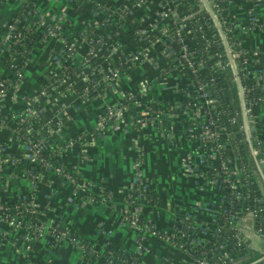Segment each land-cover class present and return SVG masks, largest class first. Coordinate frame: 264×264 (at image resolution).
Returning <instances> with one entry per match:
<instances>
[{
  "label": "crops",
  "instance_id": "crops-1",
  "mask_svg": "<svg viewBox=\"0 0 264 264\" xmlns=\"http://www.w3.org/2000/svg\"><path fill=\"white\" fill-rule=\"evenodd\" d=\"M26 1L33 2L36 15L40 18L44 15L45 22L57 19L67 22V34L81 31L85 24L100 22L105 8L127 11L122 23L126 29L140 19H155L157 7V0H0V30L17 15ZM229 2L230 13L245 27L238 33L241 47L247 53L245 64L251 71H258L264 67V0ZM137 45L134 38L124 34L119 38V48L125 52ZM63 48L62 37L45 35L44 29L37 26L35 42L23 64L22 78L15 92L7 93L0 102V115L5 119L0 127V145L14 160L5 164L6 172H0V202L11 203L31 197L47 223H58L86 238L99 250L111 243L135 254L143 264L192 261V252L182 251L156 235L144 234L139 240L133 226L123 218L125 195L132 184L137 160L142 161V174L158 200L152 208L143 206L142 214L144 212L156 228L170 229L188 209L205 206L209 193L200 186L201 180L187 169L196 158L186 116L176 110L169 117H159L154 124H145L141 121L139 107L132 105L133 117L126 115L117 119L113 126H106L105 131H98L100 121L106 123L103 119L105 108L119 103L126 93H137L141 89L146 97L181 103L184 96L180 87L187 82L186 76L176 69L167 71L157 64L141 62L100 92L86 93L83 92L85 80L81 74L70 80L58 77L60 65L53 56L60 57ZM85 50V41L78 40L71 62L81 65ZM117 62V54L112 53L101 58L98 64L110 68ZM11 71L7 57L0 53V79L12 78ZM51 82L46 96L35 103L40 88ZM28 100L33 101V108H38L42 120L62 125L60 135L50 136L58 147V161L74 169L93 191L103 188L107 197L96 194L93 199L80 202L72 184L60 179L52 168L43 173L39 183L31 182L27 175L31 167L27 151L15 138L18 117L26 114ZM250 109L247 114L250 138L264 141V96ZM259 164L264 173V162L259 161ZM259 179L264 201V180L260 173ZM137 201L143 205L142 197ZM252 220L251 215H245L241 219V229L250 231ZM263 244L261 238L254 248L262 249ZM0 264L106 263L102 254L85 261L77 245L68 240L49 243L46 233L25 243L19 233L0 222Z\"/></svg>",
  "mask_w": 264,
  "mask_h": 264
},
{
  "label": "built area",
  "instance_id": "built-area-1",
  "mask_svg": "<svg viewBox=\"0 0 264 264\" xmlns=\"http://www.w3.org/2000/svg\"><path fill=\"white\" fill-rule=\"evenodd\" d=\"M197 7L198 8L195 12L207 11L211 15L212 22L216 25L219 31V37L224 45V51L227 54V57L224 62L217 60L216 63L221 67H223L222 65H228L232 68V70V66H234L236 70L233 71L234 80L237 84L238 78L240 84V86L237 84V93L239 96L241 113L242 116L245 114L247 120V114L250 112V108L253 104L252 99L247 98V95L251 91L252 87L242 84L241 77L238 74L240 66L244 65L243 63L246 62L247 53L244 50L242 53V48L233 49L234 41L231 40L232 37L238 39L236 43L241 46V40L238 37V33L245 27L241 23L226 24L223 18H218L220 7L215 0H198ZM174 13L183 15L182 19L191 17L194 14L193 12L187 13L186 8L182 5L175 6L173 0H157L156 18L151 21L140 19L137 23H144L150 27L158 29L159 33L165 38L173 39V37H171V33L173 32L176 35V45H178L177 49L181 50L179 56L175 55L172 44L168 42L167 39H162L160 36H154L152 39V36L149 35L146 29L140 28L138 29L137 35L132 37V39L134 38L138 43L136 48L128 52L121 50L119 48V39L110 45L111 51L108 55L112 53L117 54L118 62L116 66L104 68L98 64L94 66L96 68V72L87 74L81 71V73L78 74H81L84 77L85 86L83 92L86 93L94 91L100 92V89L105 87L106 82L114 84V82L121 75L120 72L116 70L122 64L126 65L125 69L127 70L138 63L150 62L157 64V66L167 71L172 69L179 70L186 76L187 82L183 83L180 87V92L184 96L182 102L170 105L169 109L181 110V112H183L186 116L189 123V132L191 133L192 141L194 143L193 149L199 147L203 143H212L210 147L211 152L206 155L193 150L196 160L187 168L188 173H192L196 179L201 180V183L199 182V184L201 187L206 188L209 193V199L206 201L205 206L188 209L184 212L172 228L165 230L156 228L145 217V215L142 218L139 216L142 214V207L147 205V202L150 200L148 192L151 191V188L148 181H146L142 174V161L137 160L134 166L135 170L132 184L125 195L123 218L133 226L139 236V240L144 238V234H153L163 240H166L182 251L192 252L194 254L193 260L184 264H218L219 261H224V259L229 263H233L238 260V258H236V255H238V253H236L237 251L234 252L223 248L217 254H213L210 250L212 248H205L206 242H210L213 247L216 245H219L220 247L227 245V239L222 235L221 238L211 240L208 226L211 225L214 219L221 214L223 216L230 215V212L225 210L221 205L222 197L220 196V193L222 190H227L229 192L230 205L234 202L236 203L239 199H242L246 204L242 212H239V214L235 215L231 212V222L235 221L234 224L239 225V231L235 233L237 240L236 244L238 246L245 245V247L254 248V244L248 236V233H253L254 231L249 232L242 230L241 219L245 215H251L253 218L257 219L256 212L259 211L260 208H252V206L253 202L257 200V196H260V179L256 170L254 168L251 169V167L247 165L244 155L238 151V140L235 139L234 143H231V145H227V143L223 142L224 137H234L237 130L244 131L246 133L243 117L242 121L239 122L237 117L238 112L231 113L228 119L224 122L213 116L210 108L217 109L215 97L207 95V91L204 87L205 84L200 78L195 77L193 80L184 73V64H187L191 72L196 74L197 71L203 72L204 66L199 54L193 55L195 59L191 60V51L187 49L186 39L182 36L179 27H172L169 23L170 14ZM125 15L127 16V11H125ZM34 17L36 20L40 21L38 26H41V24L44 23L45 35L59 36V34L51 28V25H54L55 21L45 22L44 19L42 20V18L38 15H35ZM111 17V14H109L108 18L105 19L101 25H99L98 30H100L101 33L94 32L92 37L95 39V42L105 43L103 34L108 33L105 23H107V25L111 24ZM124 21L125 20L123 19L122 23ZM14 22H16V25ZM23 22V18L16 17L15 15V17L8 22L6 27L3 30H0V53H3L7 57L8 63L12 69V78L0 79V102L7 93L15 92V89L22 78L23 65L19 66L18 62L22 58V53L25 52V47L23 46L21 49H17L15 45L19 46L22 44L24 33L20 31L17 26L22 25ZM233 27L236 32H234L231 36L229 33L233 30ZM198 29L200 33L203 32L202 26H198ZM25 32H31V29L26 28ZM89 32L91 33L92 30ZM114 34L120 38L123 33L120 31H114ZM62 39L64 42L63 50L67 49V52H62L61 56L65 57L68 61H71L79 39H75L69 43L66 39ZM83 41L86 43V50L81 66L86 64L92 56L98 54V47L95 43H90L87 40ZM241 53L243 56L242 60H240ZM108 55L102 56L101 58ZM220 55L221 53H215L213 56L218 57ZM53 58L60 65V73L58 74L59 78L61 77L64 80H70L74 75H76H69V73L71 71L73 72L74 69L70 65L61 64L56 55L53 56ZM160 58H163V60L160 61ZM171 64H173L174 67L167 68L171 66ZM258 72L262 74L257 75L255 84L258 89H263L264 67L258 70ZM205 77L209 78L211 75L208 74ZM52 83L53 82L40 88L39 95L35 99V103L46 96L50 86H52ZM145 95V91H142L141 89L137 91V93H126L119 103L107 106L103 117L106 123L100 121L98 131H105L106 126H113L117 119H123L126 115L133 117L135 113H133L131 108L132 105L139 107L141 121L145 124H154L159 117L173 114V112H169L165 115L164 113L159 112V109L150 103L153 101L152 98L155 97L151 96V98L147 100L149 96L146 97ZM196 98L201 103H197L195 101ZM127 100H129V102L126 104ZM31 102L33 101H27L26 116L18 117V123L28 122V127L26 128L28 132H30L31 129L37 130L39 128H43L45 133H39L36 141L32 142L28 136L19 133L18 127H16L15 131L17 143L25 151H27V157L31 164L27 175L31 182L37 184L43 176L42 172L34 171L41 163V165L52 168L59 175L60 179L68 180L72 184L74 191L78 193V199L80 202L91 200L96 194L101 195L102 197H107L103 188L93 191L91 189V185L88 182L83 181L74 169L72 170L74 171V174L72 171H65L62 169V163L57 159L59 154H56L58 152V147L54 144L50 137L51 135H60L62 125L55 121L42 120L38 113V108H33ZM4 122L5 119L0 115V127L3 126ZM256 142L258 144V149L253 148L252 152L256 155V150L259 151L262 155L260 161L264 162V141L257 139ZM44 148L52 149L50 155L52 157L54 156V159L51 162L46 161L41 155L40 152ZM223 149H226L227 151L225 152ZM9 160L12 161L13 157L8 155L5 152V148L0 145V172H6L5 164ZM138 197L143 198V205L138 203ZM23 203L24 205H21V203H17L16 200L11 203L0 202V222L6 223L10 228L19 233V236L25 243L29 244L32 239L46 233L48 241L51 240L54 243H59L61 240H68L81 249L82 255L86 252L85 245L78 242V239L76 236H73L74 233H72L71 230L61 228V226L56 222L47 223L45 219L41 217L42 213L31 197H27L26 200H23ZM11 208L14 209L13 214L7 212V210ZM234 213H237V211ZM230 228H233V222L231 223ZM222 230V227L217 228L219 233H221ZM255 231H257L264 238V230L262 226L258 225V223ZM88 246H90L92 250L96 248L90 243H88ZM197 250H199L198 256L196 255ZM259 263L264 264V259H261L258 264ZM107 264H120V261L110 259Z\"/></svg>",
  "mask_w": 264,
  "mask_h": 264
},
{
  "label": "trees",
  "instance_id": "trees-1",
  "mask_svg": "<svg viewBox=\"0 0 264 264\" xmlns=\"http://www.w3.org/2000/svg\"><path fill=\"white\" fill-rule=\"evenodd\" d=\"M197 1L198 0H173L175 6H184L186 8L187 13H194L191 17H187L182 19L183 15L174 13L170 14L169 23L172 25V27H179L180 32L184 39H186L187 49L191 51V60H194L195 58L193 55L199 54V56L202 59V64L204 66L203 72L192 73L189 69L187 64L183 65V71L184 73L190 78L195 79V77H198L202 80V82L205 84L204 87L207 91V95L211 97H215L217 109L210 108L213 116L216 118L221 119L222 121H226L231 113H236L238 117V121H242V113L241 108L239 104V96L237 93V84L234 80V73L230 66L228 65H218L216 63L217 60H220L221 62H224V60L227 57V54L224 51V45L222 44L220 37H219V31L216 27V25L212 22V17L207 11H197ZM217 4L220 7V13H218V18H223L226 22V24H234V23H240L239 20L234 17L230 11L229 6L230 2L229 0H215ZM104 17L100 22L97 24H85L84 28L80 31H72V33L67 34L65 33L68 23L62 22L60 20H55V24L51 25V28L59 34L62 38L66 39L67 42H71L75 39L79 40H87L90 43H95L98 47V54L94 55L90 58V60L84 64V65H76L72 63L71 61H68L65 57L60 56L58 57V60L61 64L70 65L73 69V72L71 71L69 73L70 76H73L74 74L81 73V71L92 74L96 72V68L94 66L98 65V61L101 59L102 56L108 55L111 51V44L116 42V40L119 39V36L114 34V31H120L124 35L127 36V38H132L137 35L138 29L143 28L146 29L151 35L152 39L154 36H160L162 39H167L168 42L172 44L173 51L175 52V55L179 56L181 53L180 49H177L176 45V35L172 32L170 38H165L163 35H161L158 31V29L154 27H150L147 24L144 23H134L130 27L123 29L122 27V20L125 19V10L124 9H104ZM109 14H111V24H106V30L107 34H103L105 43H97L95 42V39L92 37L95 33H101L100 30H98L99 25H101L105 19L108 18ZM36 15V9L32 1H26L25 4H23L17 13L16 17H20L24 19V22L22 25H18L17 28L24 33V38L22 39V44L15 47L17 49H21L23 46L25 47V52L22 53V58L18 62V65L21 66L24 63V60L30 55V49L32 48L34 42H35V29L39 24L40 21L36 20L34 17ZM42 20L45 17L44 15L41 16ZM43 22V21H42ZM16 25V22H14ZM58 26V28H57ZM198 26H202V31L199 32ZM41 27L44 29V23L41 24ZM26 28H30L31 32H25ZM34 29V30H33ZM233 30L230 31V35L236 30L234 27ZM92 30L90 33L89 31ZM188 31V33H187ZM231 40L234 41L233 49H240L242 48L239 46L236 42L238 39L232 37ZM243 53V49L241 50ZM63 52H67V49H64ZM215 53H221L220 56L214 57ZM240 56V60H242L243 56ZM244 65H241L238 74L241 77L242 84H246L248 86H251L252 89L248 93L247 98L252 99L253 104L258 101V99L261 96H264V91L261 89H258L256 87V77L258 74H262L258 71H251L248 69L245 63ZM197 65V64H195ZM198 66V65H197ZM126 65L122 64L120 65L116 71L120 72V74L125 73ZM174 67L173 64L171 66L167 67ZM211 75V77L207 78L206 75ZM105 86H109V83H105ZM151 98L149 96L147 100ZM153 101L150 103L159 109V112H162L166 115V113L169 112H175L176 109H169L170 105H174L175 103L172 100L169 99H158V98H152ZM158 101V102H157ZM197 103H201L197 98L195 99ZM129 102L127 100L126 104ZM26 116V114L22 115ZM33 119V118H32ZM30 125V124H29ZM17 127L19 128V133L24 134L29 137V139L32 142H35L38 138L39 133H45V130L43 128H39L37 130H30L28 132L26 128L28 127V122H19L17 124ZM238 140V151H240L247 162V165L251 167V169H255L257 172V175L259 177V172L257 171L255 161L253 159V156L251 154V148L249 145V142L247 140L246 133L244 131L237 130L236 135L234 137H224V143H227L231 145V143H234V140ZM251 143L254 149H258L257 142L251 138ZM211 142L203 143L199 147H196L193 149L195 152L204 153L206 155L207 153L211 152ZM224 150V149H223ZM52 149L51 148H44L40 153L44 157L46 161L51 162L54 159V156L52 157L51 154ZM227 151L226 149L224 150ZM58 153V152H57ZM56 153V154H57ZM3 155V154H1ZM58 155V154H57ZM256 158L257 160H261L262 155L259 151L256 150ZM57 159H60V155H58ZM218 162V160H217ZM216 162V163H217ZM62 169L65 171H72L73 169L65 166L64 164L61 165ZM48 167L41 165L34 170V171H40L42 173H45L47 171ZM29 171V170H28ZM74 174V171H72ZM28 173V172H27ZM148 196L150 197V200L147 202V205L149 208H152L157 205L158 200L156 199L155 193L151 190L148 192ZM220 196L222 197L221 205L223 208L230 212L229 216H223L222 214L218 217H216L211 225L208 226L209 232H210V238L211 240H215L217 238H221L222 236H225L227 239V245L224 247H220L219 245H216L215 247L211 246L210 242H206L205 248L210 249L213 254H217L221 249H229L231 251H237L238 255H236V258H238L237 261L233 263L227 262V260L224 259V261H219L218 264H248L264 255V244L262 249L257 248H251V247H245L238 246L236 244L237 240L235 237V233L239 231L238 226L235 225L233 222V228H230L231 225V212L232 214H239V212H242L246 204L242 199H239L236 203L234 202L232 205L229 204V192L227 190H222L220 193ZM105 198V197H104ZM17 203H21V205H24L23 198H19L16 200ZM23 203V204H22ZM227 207V208H226ZM260 208L259 211L256 212L257 217V223L258 225L262 226L264 230V201L262 200V195L257 196V200L253 202V206ZM237 213H234L236 212ZM7 212H10V214L14 213V209L11 208L7 210ZM145 215V213L140 214V218H142ZM218 227H222L223 230L221 233L217 231ZM61 228H65L62 227ZM222 235V236H221ZM73 236H76L79 243H82L86 247V252L83 254V258L85 261L90 260L93 256L97 254H102L104 257V261L107 264V262L110 259L119 260L120 264H138L142 263L141 259L138 258L135 254L127 253L124 249L115 247L113 244L108 243L105 245L102 249L99 250V248H95L92 250L90 246H88V240L82 236H79L77 234H74ZM264 239V238H263ZM49 243H52L50 240ZM199 250H197L196 255L198 256ZM135 257V258H134ZM264 259V257L262 258ZM255 264H258L255 263Z\"/></svg>",
  "mask_w": 264,
  "mask_h": 264
},
{
  "label": "water",
  "instance_id": "water-1",
  "mask_svg": "<svg viewBox=\"0 0 264 264\" xmlns=\"http://www.w3.org/2000/svg\"><path fill=\"white\" fill-rule=\"evenodd\" d=\"M232 67H233V71H236L235 68H234V66H232ZM237 84H238V86H240L239 81H238V78H237ZM261 90L264 91V88L261 89ZM241 100H242V96H241ZM243 119H244V122H245V130H246V133H247V140H248L249 145H250V148H251V154L253 156L254 161H256V165H257L258 171H259L262 179L264 180V173H263V170L261 169V166L259 164V160H257L255 154L252 152L253 146H252V143H251V138H250V135H249V129H248V126H247V120H246L245 114L243 115ZM263 257H264V255L262 257L256 259V260L248 263V264H255V263L259 262Z\"/></svg>",
  "mask_w": 264,
  "mask_h": 264
},
{
  "label": "rangeland",
  "instance_id": "rangeland-1",
  "mask_svg": "<svg viewBox=\"0 0 264 264\" xmlns=\"http://www.w3.org/2000/svg\"><path fill=\"white\" fill-rule=\"evenodd\" d=\"M261 189H263V185H261ZM256 226H257V219L256 218H253V220H252V227H251L252 229L250 231L251 232L254 231L255 234H254V232L253 233H248V236L250 237V239L252 240V242L254 241L253 244H255V242L257 244V242L260 241L261 238L263 239V237L257 231H255ZM254 238H255V240H254Z\"/></svg>",
  "mask_w": 264,
  "mask_h": 264
}]
</instances>
